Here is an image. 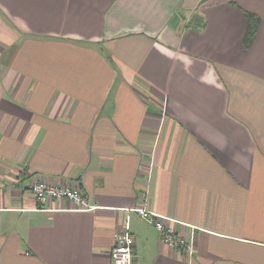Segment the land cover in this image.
Listing matches in <instances>:
<instances>
[{
    "label": "crops",
    "instance_id": "1",
    "mask_svg": "<svg viewBox=\"0 0 264 264\" xmlns=\"http://www.w3.org/2000/svg\"><path fill=\"white\" fill-rule=\"evenodd\" d=\"M126 223L132 264H264V0H0V264H112Z\"/></svg>",
    "mask_w": 264,
    "mask_h": 264
},
{
    "label": "built area",
    "instance_id": "2",
    "mask_svg": "<svg viewBox=\"0 0 264 264\" xmlns=\"http://www.w3.org/2000/svg\"><path fill=\"white\" fill-rule=\"evenodd\" d=\"M31 191L37 203L42 207L53 201L68 200L78 210L91 209L85 192L79 186H58L39 181L32 185ZM135 212L157 231L159 241L162 244L177 251L192 253L190 242L177 230L166 225L165 221L168 219L145 207H139L135 209ZM133 244L134 239L126 223L114 235V245L110 252L112 264H132Z\"/></svg>",
    "mask_w": 264,
    "mask_h": 264
},
{
    "label": "trees",
    "instance_id": "3",
    "mask_svg": "<svg viewBox=\"0 0 264 264\" xmlns=\"http://www.w3.org/2000/svg\"><path fill=\"white\" fill-rule=\"evenodd\" d=\"M245 17L247 21V28L243 38V44L246 48H249L255 39L259 25V18L249 12L245 13Z\"/></svg>",
    "mask_w": 264,
    "mask_h": 264
},
{
    "label": "bare ground",
    "instance_id": "4",
    "mask_svg": "<svg viewBox=\"0 0 264 264\" xmlns=\"http://www.w3.org/2000/svg\"><path fill=\"white\" fill-rule=\"evenodd\" d=\"M42 208V207H41Z\"/></svg>",
    "mask_w": 264,
    "mask_h": 264
}]
</instances>
